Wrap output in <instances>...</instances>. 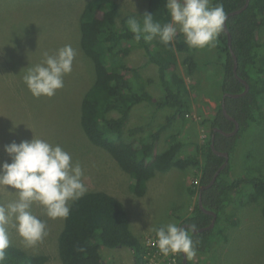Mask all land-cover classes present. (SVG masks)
I'll list each match as a JSON object with an SVG mask.
<instances>
[{
    "label": "trees",
    "instance_id": "1",
    "mask_svg": "<svg viewBox=\"0 0 264 264\" xmlns=\"http://www.w3.org/2000/svg\"><path fill=\"white\" fill-rule=\"evenodd\" d=\"M245 1L210 0V4L215 6L223 3L225 12L229 14L240 9ZM165 4L166 0H149L148 9L144 13L131 14L119 21V9L114 0H89L80 15L81 48L93 61L96 73L93 85L82 100L80 126L88 140L104 149L130 176V191L137 197L146 194L147 183L158 172L166 173L175 168L187 170L192 167L198 169L196 175L199 177V184L192 182L188 192L191 196H198L200 187L210 183L214 173L224 162V158L215 155L211 148L213 129L220 128L226 132L234 129V123L227 120L222 112L221 101L214 116L204 121L210 125L209 139L207 143L197 147L194 155L183 154L186 145L180 140V133L170 134L167 148L162 152L157 151L164 132L176 121H184L191 114L192 93L185 79L176 72L175 66L178 62L177 52L189 53L192 48L185 43L182 33H178L169 45L161 43L158 37L152 41L141 38L136 42L127 20L135 18L142 24V16L148 13L153 15L154 21L170 23L171 16ZM227 25L232 36V49L238 59V74L250 85L246 96L226 98L228 113L241 125L239 135L246 126L264 124V67L259 64L262 44L258 37L259 30L264 28V0H251L243 13L228 19ZM137 49L144 50L147 62L158 67V84L164 94L159 100L154 99L144 86V83L151 84L153 81L150 79L140 82L143 78L139 75V69L127 66L124 61ZM214 49L222 69V94L242 93L244 85L234 75V59L223 27ZM184 64L189 66L191 74L198 66L192 56H188ZM142 104L153 108L150 121L127 130L126 125L132 111ZM166 108L172 111L166 122L159 129L147 133L156 113ZM111 113H116L117 117L111 116ZM126 132L127 140L124 139ZM141 134L143 135L139 136ZM238 135L226 137L215 133L216 149L228 152L231 158ZM232 172L229 162L214 186L203 192L204 206L217 213V220L213 229L192 236L196 253L209 252V247L215 241L212 238L219 237L216 236L217 233L223 232V218L235 224V219L224 214L229 206L245 207L261 203L264 217V175L232 178ZM211 221L212 216L200 209L197 200L193 213L183 222L195 223L201 229L209 226ZM141 241L130 229L124 204L106 192L92 191L71 202L70 214L65 219L57 247L62 264H106L101 253L102 247H127L133 252L134 264H144L146 248ZM182 260L180 253L179 264H182ZM48 262L47 255H32L18 246H10L5 251V264ZM188 264H193L192 258H188Z\"/></svg>",
    "mask_w": 264,
    "mask_h": 264
},
{
    "label": "rangeland",
    "instance_id": "2",
    "mask_svg": "<svg viewBox=\"0 0 264 264\" xmlns=\"http://www.w3.org/2000/svg\"><path fill=\"white\" fill-rule=\"evenodd\" d=\"M88 1L0 0V165L11 163L5 146L13 142L19 144L35 137L60 145L70 153L74 162L81 163L87 192L103 191L124 204L135 236H142V239L143 235H155L152 230L154 227L169 223L182 227L180 217L188 215L189 208L193 211L197 202L195 195L189 206L187 182L195 181L198 169L175 168L166 173L158 172L150 180L147 193L137 197L129 189L132 184L130 176L104 149L92 144L80 126L82 100L96 78L94 63L81 48L80 15ZM114 1L119 9V21L131 14L144 13L148 5L147 0ZM258 37L262 44L259 64L264 67V28L259 30ZM65 45L73 47L76 58L72 72L64 76V87L51 98L33 97L22 81L23 69L43 63L45 53L53 55ZM191 51L179 53L175 66L176 72L185 79L192 93L191 114L184 121H176L161 137V143L164 140L167 142L170 134L180 133V140L186 145L183 150L186 156L194 155L197 147L202 144L203 134L202 131L200 133L198 123L211 119L213 108L208 101L211 99L218 106L222 92L219 79L222 69L214 47L193 49V53ZM188 56L195 58L198 65L193 74L189 72V66L184 64ZM132 61L137 64L139 59L128 55L127 66L131 67ZM151 65L153 69L148 74L154 83H144V86L151 96H155L154 99L159 100L164 95L163 89L158 84L157 66ZM216 100H219L218 103ZM134 109L126 125L128 128L147 123L153 111L147 104L138 105ZM171 113L168 108L159 110L151 121L150 130L148 128L146 132L159 129ZM111 116L117 117V114L111 113ZM205 126L209 138L210 125L206 123ZM124 139H128L127 132ZM165 147L166 143H163L161 148ZM235 147L230 158L232 178L264 175V124L246 126L237 136ZM157 151L162 152L159 147ZM9 191L15 190L9 187L6 191L0 187V203L6 204L15 199ZM261 207V203L245 207L229 206L224 214L235 219V224L223 218V232L217 233L219 237L212 238L215 241L209 247V252L197 253L192 258L193 264H264V217ZM31 210L46 223L47 235L35 245L29 246L15 229L9 228L10 246H18L32 255H47V264H62L57 241L65 219L48 218L45 209L39 204H33ZM175 212L179 214L175 215ZM105 251L110 253L111 250L107 247L101 250L107 264L125 262L131 253L129 248L123 247L116 253L127 255L121 259L115 257L114 260Z\"/></svg>",
    "mask_w": 264,
    "mask_h": 264
},
{
    "label": "clouds",
    "instance_id": "3",
    "mask_svg": "<svg viewBox=\"0 0 264 264\" xmlns=\"http://www.w3.org/2000/svg\"><path fill=\"white\" fill-rule=\"evenodd\" d=\"M165 8L171 16L170 23L154 21L148 13L142 16V24L135 18L127 20L136 42L158 37L161 43L169 45L176 38L178 26L189 48L214 47L227 19L223 3L211 6L210 0H166ZM44 56L43 63L23 69L22 81L36 98H51L64 87V76L72 72L76 51L65 45L55 54ZM5 152L11 163L0 165V187L6 191L9 187L14 189L9 192L15 199L0 203V264H5V251L10 247L9 228L15 229L29 246L47 235L46 223L31 210L33 204L43 207L50 219H67L70 202L81 199L88 191L81 163L74 162L60 145L34 137L5 146ZM152 230L156 236L154 243L163 256H196L192 236L199 232L197 224L185 228L169 223Z\"/></svg>",
    "mask_w": 264,
    "mask_h": 264
},
{
    "label": "water",
    "instance_id": "4",
    "mask_svg": "<svg viewBox=\"0 0 264 264\" xmlns=\"http://www.w3.org/2000/svg\"><path fill=\"white\" fill-rule=\"evenodd\" d=\"M250 2H251V0H246L245 4L240 9H237V10L232 11L229 14H227V19L225 21V24L223 25L224 31L227 34V44H228V47L230 49L231 55H232V57L234 59L233 72H234V75H235L236 79L244 85V91L242 93H239V94L225 93L223 95L222 112H223V114H224V116L226 117L227 120L232 121L234 123V129L231 132H226V131H224V130H222L220 128H214L213 129L214 134L211 137V148H212V150H213L215 155L224 158V162L217 169V171L214 173L210 183L200 187L199 194H198L199 207L207 215H211L212 216V221H211L209 226L199 229V232L196 233V234L209 231V230H211V229H213L215 227L216 220H217V213L205 208L204 203H203V192L205 190L210 189L212 186H214V184L217 181L218 176L220 175V173L223 170L226 169V167L228 166V164L230 162V154L228 152H221V151H218L216 149V147H215V133H220V134H222V135H224L226 137H234V136L238 135V133L240 132V129H241L240 123L233 116H231L228 113L227 109H226V98L227 97H229V98H240V97L246 96L248 94L249 90H250V85L245 79L240 77L239 74H238V59L236 57V54H235L234 50L232 49V36H231V33H230L229 29H228L227 21H228V19L230 17L236 16V15H239V14L243 13L249 7ZM189 225L190 224H183L182 227L187 228ZM182 256H183L182 264H188V257H186L185 254H183V253H182Z\"/></svg>",
    "mask_w": 264,
    "mask_h": 264
},
{
    "label": "crops",
    "instance_id": "5",
    "mask_svg": "<svg viewBox=\"0 0 264 264\" xmlns=\"http://www.w3.org/2000/svg\"><path fill=\"white\" fill-rule=\"evenodd\" d=\"M147 3H148V5H147V8H146V10L148 9V6H149V0H147ZM179 33H181V32H179ZM178 34V33H177ZM192 53H193V49H192V51H191ZM179 53H182V52H177V56H179ZM130 55H132V56H137L138 57V59H139V61H138V63L136 64L135 63V61H132V68H137V69H139V74H142V78H143V80H152V78L149 76V74H148V72H149V70H151L152 71V69H153V66L151 65V64H149L148 62H147V57H146V55H145V53H144V50H139V49H137V50H134V51H132L131 53H130ZM145 57V58H144ZM144 58V59H143ZM143 59V60H142ZM178 59H179V57H178ZM141 60V61H140ZM125 62H126V59L124 60ZM149 65H150V68H149ZM155 65V64H154ZM157 69H158V67H157ZM178 73V72H177ZM195 73V72H194ZM221 76H222V74H221ZM219 79H221V78H219ZM146 91L148 92V90L146 89ZM150 93V92H149ZM155 97V96H154ZM208 99V98H207ZM221 101L223 100V94H222V92H221ZM209 100V99H208ZM217 101H219V100H216V103H218ZM209 102V104H210V107H212L213 108V115H212V117L214 116V114H215V108H216V106L217 105H215V102L214 101H212L211 99L208 101ZM135 110V109H134ZM134 110L132 111V113H131V116H132V114H133V112H134ZM208 114V113H207ZM150 117H151V115L148 117V119L147 120H149L150 121ZM155 117V116H154ZM154 117H153V119H154ZM211 117V118H212ZM130 119H131V117H130ZM152 119V120H153ZM151 120V121H152ZM205 121V120H204ZM204 121H200L199 123H198V127L200 128V133H201V131H204V130H206V129H208L205 125H206V123H204ZM128 127L126 126V129H127ZM206 128V129H205ZM129 129V128H128ZM127 129V130H128ZM207 131V130H206ZM205 132V131H204ZM180 138H181V135H180ZM209 139V138H208ZM163 143H166V147H165V149L167 148V142L164 140L162 143H161V140L159 141V144H158V147L162 150V151H164L165 149H162L161 148V146L163 145ZM195 169H197V167L195 168ZM197 177V179L199 178L198 177V175H196ZM149 183H150V181L147 183V189H148V187H149ZM189 185H187L188 186V188H189V186L191 185V183L192 182H187ZM132 185V184H131ZM130 185V186H131ZM129 189H130V187H129ZM146 193H147V191H146ZM111 195V194H110ZM195 196V195H194ZM194 196H191L190 194H189V200H190V204H189V206L193 203V202H191L192 201V199H193V197ZM195 200V199H194ZM197 200H198V196H197ZM193 213V211H192V208H189L188 209V215H183V217H180V225H183V224H185L183 221L187 218V217H189V216H191V214ZM177 214H179V213H176L175 212V215H177ZM131 229V228H130ZM132 231V230H131ZM147 235H149V234H147ZM147 235H143L144 237H146ZM142 236H140V238H141ZM143 239V238H142ZM110 253H109V251H105V253L106 254H108V255H111V256H113L114 257V260H115V257L117 258V259H121L125 254L123 253V252H119V253H116V252H118V251H120V250H122V247H118V248H110ZM111 252H113V253H111ZM130 254H128V257H126L127 258V260L125 261V262H119V264H134V256H133V252L130 250ZM127 255V254H126ZM130 255H132V256H130ZM103 256V255H102ZM132 257V259L130 260V258ZM105 260V259H104ZM105 263L107 264V262L105 261Z\"/></svg>",
    "mask_w": 264,
    "mask_h": 264
},
{
    "label": "built area",
    "instance_id": "6",
    "mask_svg": "<svg viewBox=\"0 0 264 264\" xmlns=\"http://www.w3.org/2000/svg\"><path fill=\"white\" fill-rule=\"evenodd\" d=\"M204 131H202L203 135L201 139V143L203 145L208 141V135ZM193 182L194 184H199V178H196ZM155 239V235H147L141 241L143 246L146 248V253L144 254V264H179V254H170L167 257L163 256L160 254L154 243Z\"/></svg>",
    "mask_w": 264,
    "mask_h": 264
}]
</instances>
